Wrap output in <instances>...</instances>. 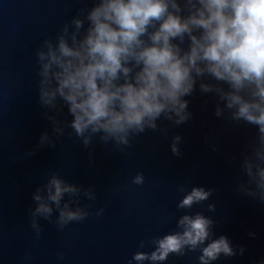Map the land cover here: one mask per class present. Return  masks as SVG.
I'll return each instance as SVG.
<instances>
[{
    "label": "clouds",
    "instance_id": "clouds-1",
    "mask_svg": "<svg viewBox=\"0 0 264 264\" xmlns=\"http://www.w3.org/2000/svg\"><path fill=\"white\" fill-rule=\"evenodd\" d=\"M55 37L36 50L38 101L51 123L35 150L56 142L70 128L85 149L95 140L112 151L125 152L148 131L168 135L158 121L180 126L192 118L188 109L197 84L216 98L215 116L255 128V134L234 158L241 176L237 191L264 204V0H86ZM72 117L64 116V109ZM71 135V133H69ZM182 137H172L173 155H181ZM214 150H218L212 145ZM33 150L29 154L35 152ZM46 182L32 193L30 227L37 238L41 220L63 230L89 216L97 199L92 186L69 181L44 170ZM131 183H145L137 172ZM176 231L153 236L138 247L127 264H164L172 255L199 252V264H213L243 255L229 237L215 236L216 221L194 206L209 201L215 189L184 184ZM207 212L216 211L208 203ZM103 208L96 211L100 216ZM250 232V237H255ZM59 259L64 253H57ZM256 264H264L261 258Z\"/></svg>",
    "mask_w": 264,
    "mask_h": 264
},
{
    "label": "water",
    "instance_id": "water-1",
    "mask_svg": "<svg viewBox=\"0 0 264 264\" xmlns=\"http://www.w3.org/2000/svg\"><path fill=\"white\" fill-rule=\"evenodd\" d=\"M81 7L91 3L0 0V264H127L133 253L152 250L140 249L141 240L177 230L176 220L186 211L176 208L184 195L177 190L180 184L186 190L215 189L209 201L191 212H204L216 221V237L225 235L245 248L243 255L221 256L213 264H256L264 258V204L237 191L241 173L234 162L256 130L216 117L215 96L202 94L198 84L185 97L192 113L187 123L158 121L168 128L167 136L148 131L119 152L98 140L85 149L66 128L55 148L35 150L41 133H51L38 101L35 52ZM65 116L72 119L66 107L61 119ZM176 135L182 137L179 157L170 149ZM44 170L92 186L97 199L81 198L82 206L92 203L89 216L62 231L41 220L43 232L37 238L28 210L35 206L32 193L46 182ZM137 172L145 176L141 186L131 183ZM208 203L216 204L214 213L206 211ZM100 208L104 212L97 216ZM199 254L172 255L164 264H199Z\"/></svg>",
    "mask_w": 264,
    "mask_h": 264
}]
</instances>
